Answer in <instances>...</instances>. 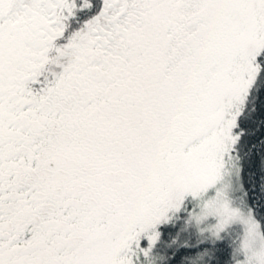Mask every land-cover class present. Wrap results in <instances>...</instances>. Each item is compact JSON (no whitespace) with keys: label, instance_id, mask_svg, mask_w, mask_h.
I'll list each match as a JSON object with an SVG mask.
<instances>
[{"label":"snow or ice","instance_id":"6c2138e0","mask_svg":"<svg viewBox=\"0 0 264 264\" xmlns=\"http://www.w3.org/2000/svg\"><path fill=\"white\" fill-rule=\"evenodd\" d=\"M0 264H264V0H0Z\"/></svg>","mask_w":264,"mask_h":264}]
</instances>
